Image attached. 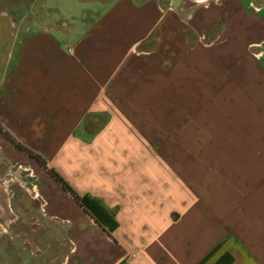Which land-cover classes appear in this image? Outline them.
I'll use <instances>...</instances> for the list:
<instances>
[{
	"label": "crops",
	"instance_id": "obj_1",
	"mask_svg": "<svg viewBox=\"0 0 264 264\" xmlns=\"http://www.w3.org/2000/svg\"><path fill=\"white\" fill-rule=\"evenodd\" d=\"M194 3L176 16L197 36L196 52L208 45L207 58L222 55L229 72L247 77L253 69L250 77L264 79V0ZM13 5L0 4V126L81 195L100 199L119 226L109 235L0 130L3 231L31 221L38 225L30 228L34 237L41 231L56 237L57 253L65 256L53 255L47 264H199L218 245L203 264L226 252L232 264H264V117L224 118L223 128L208 134L207 149L191 150L206 161L192 167L185 185L182 171L174 183L145 184L146 174L162 168L134 165L145 151L127 145L74 152L79 128L166 18L164 0H95L92 20L79 24ZM129 140L135 138L127 136L125 144ZM15 200L22 217L12 210ZM22 230L20 236H28Z\"/></svg>",
	"mask_w": 264,
	"mask_h": 264
},
{
	"label": "rangeland",
	"instance_id": "obj_2",
	"mask_svg": "<svg viewBox=\"0 0 264 264\" xmlns=\"http://www.w3.org/2000/svg\"><path fill=\"white\" fill-rule=\"evenodd\" d=\"M15 1L18 7L31 13L41 8L40 14L43 12L54 22L77 24L92 20L90 8L95 3V0H0V4L13 7ZM32 2L37 6L31 5ZM194 2L164 0L166 18L152 37L136 47L102 106L94 109L79 128L75 153L99 148L121 151L127 145L145 151L136 155L134 165L162 168L146 174L145 184L174 183L182 171L185 185L192 167H201L206 161L204 157L191 155V150L207 149L208 134L220 131L224 118L264 117V93L260 90L263 78L250 77L253 69L247 71V77L229 72L222 55L207 58L208 45L196 52L197 36L189 24L176 16L189 13ZM239 86L242 93L238 92ZM259 104L261 109L255 108ZM164 107L165 111L159 109ZM100 133L102 138L97 140ZM127 136L135 140L125 144ZM16 201L12 210L22 217ZM3 224L0 223V264H47L53 255L58 261L65 256L62 250L57 253L61 248L56 237L42 231L37 237L32 235L30 228L38 226L35 222H14L5 231ZM21 230H26L28 236L21 237L18 232ZM62 246L64 251H70L68 244Z\"/></svg>",
	"mask_w": 264,
	"mask_h": 264
},
{
	"label": "trees",
	"instance_id": "obj_3",
	"mask_svg": "<svg viewBox=\"0 0 264 264\" xmlns=\"http://www.w3.org/2000/svg\"><path fill=\"white\" fill-rule=\"evenodd\" d=\"M6 137L11 140L19 149L28 152L34 156L43 166L46 167L50 175L67 191L93 218L94 220L112 236L113 232L118 228L119 222L116 219L115 212L110 210L106 205L98 198L90 195H81L75 187L54 167H48L45 160L38 154H35L27 147L16 141L9 133L2 129ZM219 248V245L215 247L199 264H203L215 251ZM234 256L226 252L224 253L214 264H232Z\"/></svg>",
	"mask_w": 264,
	"mask_h": 264
}]
</instances>
